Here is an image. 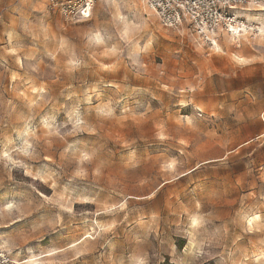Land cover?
<instances>
[{"label": "rangeland", "instance_id": "rangeland-1", "mask_svg": "<svg viewBox=\"0 0 264 264\" xmlns=\"http://www.w3.org/2000/svg\"><path fill=\"white\" fill-rule=\"evenodd\" d=\"M76 1L0 0V247L16 264H264V10L241 12L263 34L217 50L143 0L85 20L61 10Z\"/></svg>", "mask_w": 264, "mask_h": 264}, {"label": "built area", "instance_id": "built-area-1", "mask_svg": "<svg viewBox=\"0 0 264 264\" xmlns=\"http://www.w3.org/2000/svg\"><path fill=\"white\" fill-rule=\"evenodd\" d=\"M98 0H77L61 7L68 18L88 19ZM164 28L186 24L204 46L215 48L218 37L237 36L245 25L241 12L264 10V0H143ZM0 264H16L0 247Z\"/></svg>", "mask_w": 264, "mask_h": 264}, {"label": "bare ground", "instance_id": "bare-ground-1", "mask_svg": "<svg viewBox=\"0 0 264 264\" xmlns=\"http://www.w3.org/2000/svg\"><path fill=\"white\" fill-rule=\"evenodd\" d=\"M150 12L152 13V11H150ZM152 14H153V13H152ZM254 29L260 31V33L263 34V31H262V30H261L256 24L249 22V23L243 25V27L241 28V33H238L237 37H231V38H229V39H230L232 42L237 43V41H240V38L245 37L250 31H253ZM97 39H98V37H97ZM99 40H100V39H99ZM97 42H98V41H97ZM100 42H101V41H100ZM216 49L218 50V44H216ZM233 57H234L237 61H239V62H242V61H243V59L238 58L237 56H234V55H233ZM256 219H258V218L255 217L254 220H256ZM194 221H195V220H194ZM251 221L253 222V220H251ZM251 221H250V222H251ZM195 223H196V221H195ZM191 246H192V245H190V247H191Z\"/></svg>", "mask_w": 264, "mask_h": 264}, {"label": "crops", "instance_id": "crops-1", "mask_svg": "<svg viewBox=\"0 0 264 264\" xmlns=\"http://www.w3.org/2000/svg\"><path fill=\"white\" fill-rule=\"evenodd\" d=\"M185 30H186V29H185ZM218 38H219V37H218ZM228 40H230V39H228ZM230 41H231V40H230ZM219 49H220V48H219ZM219 49H218V50H219ZM243 59H244V58H243Z\"/></svg>", "mask_w": 264, "mask_h": 264}]
</instances>
